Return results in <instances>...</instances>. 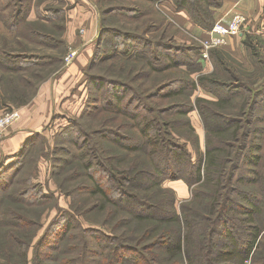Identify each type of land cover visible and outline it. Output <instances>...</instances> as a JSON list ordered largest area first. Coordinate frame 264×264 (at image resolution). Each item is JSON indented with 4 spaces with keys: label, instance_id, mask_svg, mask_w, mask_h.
<instances>
[{
    "label": "trees",
    "instance_id": "16d2710c",
    "mask_svg": "<svg viewBox=\"0 0 264 264\" xmlns=\"http://www.w3.org/2000/svg\"><path fill=\"white\" fill-rule=\"evenodd\" d=\"M149 1L153 7L156 0ZM172 1L177 10H187L193 21L203 29L214 26L212 8L221 4V0ZM27 7H18L15 12L4 10V14L6 11L9 14H1L0 22L7 28L21 31L23 28L20 29L19 24L25 20ZM148 10L149 6H115L107 8L104 13L126 11L134 21L142 18L146 23L152 18ZM33 25L32 22L25 25L31 35L54 39L34 29ZM100 29L99 46L89 65L92 68L100 58L120 57L125 63L140 59L141 66L157 74L170 69V66L164 65L167 59L171 67L179 66L171 54L173 48L167 46L169 40H165L166 33L151 40L146 36L151 28L141 34L115 26L101 25ZM108 36L111 38L106 40ZM244 42L253 51L250 54L252 63L264 71V56L259 55L251 41ZM102 45H106L103 50L99 48ZM174 49L176 52L192 53L195 59L200 54V48L195 45L185 48L176 46ZM0 52V63L5 64V69H26L29 61L38 59L28 56L30 60L26 62L28 57L23 54H12L4 48H0ZM219 60L224 63L221 58ZM229 77L236 78L238 82L220 87L225 89L224 94L218 93L217 88L212 90L219 95V100L210 103L215 109L210 111L213 122L205 125L204 153L199 150V137L194 133L188 114L196 107L204 116L201 107L207 102L198 97L193 103V94L186 92L188 86L176 89L171 84L160 83L154 87L157 89L152 94L132 95L126 102L121 99L120 104L116 98L110 102L108 98H103L108 111L112 109L117 115L122 112L130 121V126L121 123L116 129L109 128L103 124L105 117L99 116V128L95 133L100 140L95 142V150L89 145L83 157L84 167L93 183V187L86 189H90L89 197L93 194L98 196L91 210L112 214L116 217L114 227L120 230L112 236L99 229L77 227L68 222L61 233L58 232L57 240H51L58 227L55 222L56 226L52 224L37 240L34 235L28 241L17 243L20 252L18 262L95 264V257L101 256L103 264H264V169L261 173L257 168L262 161L264 128L257 126L256 122L257 111L264 109V81L254 87L233 70ZM89 80L96 93H100V98L102 94L127 93L124 82L105 79L99 74L89 75ZM179 80L177 77L176 81ZM24 81L31 83L29 79ZM210 82H216L214 75L198 77V83L208 90L212 89ZM256 83L257 80L252 84ZM188 84L190 89L197 86L196 81H189ZM181 95H185L186 99L178 101ZM242 95L236 115L220 110L233 101V97ZM146 100L147 104L142 102ZM16 103L21 106L26 101ZM38 136L35 133L27 139L12 162L6 164L0 161L1 196L18 192L19 198H25L28 192L13 190V187L10 189L11 184L4 176L13 170L20 172L22 158L29 154L40 138ZM183 137L187 141L182 142ZM80 138L83 140L81 148L91 139L85 132ZM104 141L111 142L113 146L106 145L104 148ZM189 144L197 153L195 160ZM108 148L114 155L104 157ZM100 171L105 172V176L97 179L96 173ZM166 180H183L192 188V199L183 201L180 211L176 192L163 186ZM14 217L19 222L23 220L19 214ZM0 222L5 224L3 220ZM77 237H81L79 246L73 244ZM31 249L33 255L29 259Z\"/></svg>",
    "mask_w": 264,
    "mask_h": 264
},
{
    "label": "rangeland",
    "instance_id": "374dc122",
    "mask_svg": "<svg viewBox=\"0 0 264 264\" xmlns=\"http://www.w3.org/2000/svg\"><path fill=\"white\" fill-rule=\"evenodd\" d=\"M160 3L161 0H156L152 7L149 0H0V15L4 14L6 9L15 12L18 7L28 6L27 13L23 18L25 20L19 24V28H23L21 31H17L15 28H7L3 22H0V48H4L12 54L38 58L29 61L30 57H28L26 62L29 61L30 63L26 69L20 70L5 69V64L0 63V111L6 107L20 108L23 105L18 106L16 102H30L36 97L43 83L60 80L66 67L70 66L81 53L82 37L85 34V27L89 19H97L98 28L101 25L115 26L118 29L135 30L139 34L147 28H151V31L146 34L147 38L151 40H155V37L161 33H166L165 40H169L167 46L173 48L171 54L179 64L178 67H171L170 60L167 59L164 65L170 66V69L157 74L141 66L142 61L140 59H132L129 63H125L121 61L122 57H120V59L100 58L92 68L89 66L90 61L99 46L97 42L95 43L87 65L79 73L81 80H76L75 90L79 91L80 89V93L55 94L54 111L49 120L37 132L38 137H40L38 141L31 147L29 154L22 158L23 164L18 170L20 172L13 170L4 176L11 184L10 189L13 187L15 188L13 190H25L28 193L25 198H19L18 192L10 193L11 195L8 196L0 195L2 200L0 203V220L5 223L0 222V264H21L18 262L20 252L17 243L28 241L34 235L36 237L34 239L37 240L55 222L58 227L56 233L50 238L51 240H57L58 232L62 231L68 222L77 227L99 229L112 236L120 230L114 227L116 217H112V214L103 210H91L96 204L98 196L93 194L89 197L90 189H86L89 186L93 187V183L88 176L89 171L84 167L85 158L83 159V157L88 150L87 147L90 145L92 150H95V142L100 140L98 134L95 133L99 128V116L105 117L103 124L109 128L116 129V126L121 123L130 126V121L122 112L117 115V112L113 114L112 109L108 111L109 107L103 98H108L109 102L112 98H116L118 99L117 103L120 104L121 99L126 102L132 95L152 94L160 83H162L161 85L171 84V87L176 89L188 86L186 92L193 94L191 97L193 103L198 97L207 102L203 103L201 107L204 116L196 107L188 114L194 133L199 137V150L204 153L205 125H210L213 122L210 111L215 109L210 103L219 100V95L212 90L217 88L218 93L224 94L225 89L220 87L236 84L238 80L229 77L232 70L237 76H241L254 87H257L259 82L264 81V71L252 63L250 54L253 51L247 48L248 46L244 42L246 40L251 41L252 45H256L259 55L264 56V34H252L248 31L244 35L234 36L235 41L232 48L226 46L227 42L222 47L212 49L208 59L203 60L200 54L195 59L192 53H185L183 50L176 52L174 48L176 46L185 48L193 45L200 48L201 40L207 36L206 31L209 29L204 30L205 35H202L203 33L192 34L187 25H181L175 17L170 18L159 9ZM134 5L149 6L148 11H150L152 18L145 23L142 18L134 21L132 15L126 11H122V13L116 11L118 15L116 13L109 15L104 13V10L110 7L124 6L128 8ZM8 12L6 11L4 15L7 16ZM83 19L85 22L81 23ZM26 22H32L34 29H39L54 39L31 35L27 30L28 27L25 26ZM81 28L85 29L83 33L80 31ZM73 35L74 38L71 40ZM110 38L111 36H108L106 40ZM105 46L102 45L99 48L103 50ZM73 48H78L79 54L68 64L65 61V56ZM220 58L224 63L220 62ZM90 73L102 75L105 79L126 83L127 93L122 91V94H102L100 98V93H96L93 83L89 80ZM200 75H214L216 82L209 84L212 89L208 90L198 83ZM177 77L181 80L176 81ZM28 79L31 80L30 84L24 81ZM255 80L257 83L253 85ZM189 81H196L197 86L190 89ZM155 86L157 87L154 88ZM129 88L133 91H129ZM242 97L243 95L233 97L234 100L221 107L220 110L223 113L230 111L236 115L239 112L238 102L241 101ZM182 99H186V96H179L178 101ZM142 102L147 104V100ZM257 114V126L264 128V109L257 111ZM83 132L88 134L91 139L84 143V147L81 148L83 140L80 135ZM181 141L184 142L187 139L183 137ZM106 145L108 147L113 146L111 142L104 141L102 146L105 148ZM188 147L195 160L196 151L190 144ZM108 152L103 154L104 157L114 155L112 149L108 148ZM262 154L261 164L257 166L261 173L264 169V149ZM3 160L0 159V161ZM92 172L94 173V171ZM252 175L255 174L252 173ZM99 176H105V172H97L96 178L98 179ZM177 182L186 184L183 180H166L163 186L176 192L177 208L180 211V204L192 199V188H189L186 197H182L175 189ZM15 214H19L23 220L20 222L16 220ZM75 243L79 246L81 237L75 238L73 244ZM32 255L33 249L29 252V259L32 258ZM95 259H97L95 264H103L101 256H96Z\"/></svg>",
    "mask_w": 264,
    "mask_h": 264
},
{
    "label": "crops",
    "instance_id": "0c3cea01",
    "mask_svg": "<svg viewBox=\"0 0 264 264\" xmlns=\"http://www.w3.org/2000/svg\"><path fill=\"white\" fill-rule=\"evenodd\" d=\"M158 8L168 17H175L181 25H187L192 34L199 35L205 30L193 21L187 10H177L172 0H161ZM212 11L216 22L219 20L228 22L233 16L240 14L246 19L245 27L247 31L252 34H264V0H221L220 6L212 8ZM84 22L85 19L81 23ZM69 25L71 27V24ZM85 28L86 31L81 28L85 31L82 37L83 46L81 53L70 66L66 67L60 80L43 83L36 97L19 108L21 111L20 120L9 129L8 136L0 144V159H4L3 161L6 164L14 160L26 140L37 133L49 120L55 107V94L80 93V89L79 91L75 90L77 86L76 80H81L79 73L87 65L88 59L93 52V47L101 34L97 19H89ZM69 33L70 31L68 32V37ZM202 35L205 34L203 33ZM73 38L74 35L73 37L71 36V40ZM234 38L229 39L227 47L232 48L235 41ZM176 185V191L182 197H186L189 187L180 182H177Z\"/></svg>",
    "mask_w": 264,
    "mask_h": 264
},
{
    "label": "built area",
    "instance_id": "2783aa9c",
    "mask_svg": "<svg viewBox=\"0 0 264 264\" xmlns=\"http://www.w3.org/2000/svg\"><path fill=\"white\" fill-rule=\"evenodd\" d=\"M246 19L240 14H236L228 22L219 20L215 22L214 26L206 31L205 37L201 40L200 56L208 59L212 49L222 47L227 44L228 39L244 35ZM84 32L83 29L80 30ZM79 54L78 48H73L65 56L66 63L70 64ZM21 118V111L19 108L7 107L0 113V143L8 136L9 129L16 124Z\"/></svg>",
    "mask_w": 264,
    "mask_h": 264
}]
</instances>
